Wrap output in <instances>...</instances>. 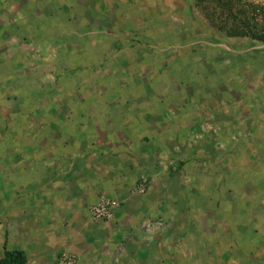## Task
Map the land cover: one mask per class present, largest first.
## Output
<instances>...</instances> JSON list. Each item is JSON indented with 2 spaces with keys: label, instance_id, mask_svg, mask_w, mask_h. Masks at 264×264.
Returning <instances> with one entry per match:
<instances>
[{
  "label": "rangeland",
  "instance_id": "rangeland-1",
  "mask_svg": "<svg viewBox=\"0 0 264 264\" xmlns=\"http://www.w3.org/2000/svg\"><path fill=\"white\" fill-rule=\"evenodd\" d=\"M259 35L264 0H0V252L19 203L87 172L108 264H264ZM37 215L29 264H51L68 250Z\"/></svg>",
  "mask_w": 264,
  "mask_h": 264
},
{
  "label": "crops",
  "instance_id": "crops-1",
  "mask_svg": "<svg viewBox=\"0 0 264 264\" xmlns=\"http://www.w3.org/2000/svg\"><path fill=\"white\" fill-rule=\"evenodd\" d=\"M82 156V159L84 158L83 160H86V162H83L85 163V167H91L90 163H88L89 155L83 154ZM79 160L72 163L71 166L76 168L79 164ZM85 176L86 178L84 177V179L92 181L91 174L87 175L86 172ZM86 180L85 182H76L75 187L77 189L68 190L66 192V196L64 195L66 191L64 189L59 190L58 192L55 191V194H53L54 190L40 191L41 193L39 199H37V190L34 193L29 194L27 204L21 202L18 204L19 206H17L19 209L18 211L21 213H23L24 210H28V217H23V220H20L18 217L19 219L17 220L16 213H12V225L11 222H8L10 224L7 228L5 227L4 229L3 226L1 246L3 247V244L6 243V246L9 249H22L26 254L27 264H29V262L32 261V254L28 253L26 248L27 243L25 240L30 241L32 239L35 244H40L42 250L38 253L41 254L40 256L44 257L43 248L45 249L47 246V242H45L47 237L46 235H43L42 238L39 239L35 236L37 228L30 227L31 224L39 223L42 225L41 222L37 221V214L39 210L43 209L47 211V214L51 213V220H48L52 223V225H54V227H51V232H55V230H62L60 231V238L62 241H56L57 249H66L68 252H73L77 264H108L107 260L109 261V258L112 256V218L102 223H93L90 220L89 206L98 199L100 191L99 189L96 190L98 186L93 184L90 185V183H86ZM60 209H65L69 214L68 217L64 218L61 223L54 216L55 212ZM18 222L22 225L28 224L29 235H26V238L21 237L13 240V238H10L9 233L11 230H13L14 234L19 231L16 227L13 228V224L16 225L15 223ZM45 229L47 230L48 227ZM16 240L17 242L19 241V243H16ZM1 256L2 251L0 252V257ZM40 256L36 258V261H38ZM125 262L129 261L125 260Z\"/></svg>",
  "mask_w": 264,
  "mask_h": 264
},
{
  "label": "built area",
  "instance_id": "built-area-1",
  "mask_svg": "<svg viewBox=\"0 0 264 264\" xmlns=\"http://www.w3.org/2000/svg\"><path fill=\"white\" fill-rule=\"evenodd\" d=\"M112 203V200L98 202L91 207L90 214L97 221L106 219L110 216ZM51 264H77V262L73 254L64 251L58 254Z\"/></svg>",
  "mask_w": 264,
  "mask_h": 264
},
{
  "label": "trees",
  "instance_id": "trees-1",
  "mask_svg": "<svg viewBox=\"0 0 264 264\" xmlns=\"http://www.w3.org/2000/svg\"><path fill=\"white\" fill-rule=\"evenodd\" d=\"M251 32V31H250ZM238 34L254 36V33L239 32ZM264 38V35H259ZM2 256L0 257V264H27V257L25 252L22 249H9L6 246V243L2 247Z\"/></svg>",
  "mask_w": 264,
  "mask_h": 264
}]
</instances>
